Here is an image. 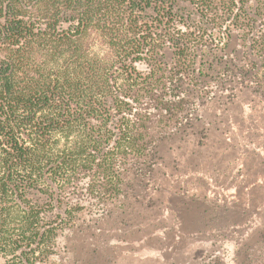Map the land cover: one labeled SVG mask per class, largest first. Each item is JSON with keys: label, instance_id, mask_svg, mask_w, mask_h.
I'll use <instances>...</instances> for the list:
<instances>
[{"label": "trees", "instance_id": "1", "mask_svg": "<svg viewBox=\"0 0 264 264\" xmlns=\"http://www.w3.org/2000/svg\"><path fill=\"white\" fill-rule=\"evenodd\" d=\"M263 8L264 0H0V245L12 264H59L57 240L75 227L81 264H109L120 243H166L185 223L219 236L251 230V213L264 212V146L236 155L251 156L249 176L216 185L219 153H192L199 118L186 86L226 75L233 38L247 40L252 74L264 69ZM254 131L264 139L263 118ZM86 210L97 218L78 228Z\"/></svg>", "mask_w": 264, "mask_h": 264}, {"label": "rangeland", "instance_id": "2", "mask_svg": "<svg viewBox=\"0 0 264 264\" xmlns=\"http://www.w3.org/2000/svg\"><path fill=\"white\" fill-rule=\"evenodd\" d=\"M256 1L260 2V0ZM252 5L253 2H251ZM262 14H264V8ZM252 30L253 26L251 25ZM259 32L264 33V26L260 27ZM262 38L264 41V34ZM248 45L247 40L242 39L237 42L233 38L225 52L228 56L227 61L231 62V65H222L221 67L224 68L226 75L220 79H210L209 77L202 78L200 81L188 80L186 86L189 102L197 105L194 116L199 118L195 120L192 130L194 135H190V139H192L190 142L193 145L196 144L192 153L198 157H203L204 160L205 158L209 160L208 153L212 154L214 151L219 153L216 159H211L214 165L217 164L212 172L213 181L218 186L234 187V184H239L241 181L239 174L249 176L252 164L251 156L238 157L236 155L240 152H251L254 149L258 151V148L264 146L263 137L254 131L255 117L258 116L264 119L258 113L264 107V96L258 97L255 94L257 88L264 90V69L260 70L257 75L252 74L251 69L254 68V64L251 62V58L248 57L250 54ZM205 86H207L206 90L203 91L201 88ZM231 92H233V96L232 94L229 95ZM206 96L209 97L206 98ZM204 129L207 130V146L204 140H201L205 133ZM226 136L228 141H226ZM259 151L262 152V150ZM235 158L239 160L230 163V165L226 164L227 160L232 161ZM156 174L153 176H156ZM158 175L160 176L159 173ZM150 179L152 180V176H150ZM249 180L247 178V181ZM217 182L220 184H217ZM193 183L200 185L196 180ZM240 189H237V194ZM241 195L244 197L242 193ZM119 202L114 203V205H118ZM193 206L194 208L197 207ZM194 208L193 212L199 213L201 216L199 211L201 209L197 208L196 210ZM158 215H160V212L152 214L155 218ZM77 217L78 221L75 226L81 228V225H83L81 222L92 221L97 218V215L86 210L79 213ZM251 217L257 218L254 220L251 230L245 234L243 231V233H239L240 235L236 234L232 237L229 234L219 236L217 233L205 232L203 223L198 225V222H196V225L191 224V227L186 226L187 223H185L178 230H173L166 243H157L150 240V248H147L143 243H132L130 246L129 244L122 245L123 243H120L122 248L119 250L118 255L114 256L106 253L109 255L108 260L110 261L108 262L109 264H264V212L262 214L251 213ZM181 222L184 223V221ZM130 225L131 222H128L127 226ZM105 227L116 228L117 226H113L112 222ZM75 229L76 227L71 228L58 238V254L52 260L53 262L81 264L83 261V255L81 254L83 253H80L81 245L76 243L77 234ZM86 235L83 233L82 239L87 237ZM136 237H138L137 234L132 239H136ZM124 238L128 243V237L125 236ZM224 238L231 239L225 240ZM220 240H225V242L222 244L219 242ZM111 242H118V238L113 237ZM150 242L147 244H150ZM89 243L91 242H86L85 246ZM141 246L145 247L143 251ZM2 247L5 249H2ZM10 254L8 249L1 244L0 264H12Z\"/></svg>", "mask_w": 264, "mask_h": 264}]
</instances>
